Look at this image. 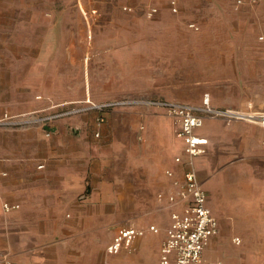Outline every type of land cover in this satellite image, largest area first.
<instances>
[{
    "label": "rangeland",
    "instance_id": "rangeland-1",
    "mask_svg": "<svg viewBox=\"0 0 264 264\" xmlns=\"http://www.w3.org/2000/svg\"><path fill=\"white\" fill-rule=\"evenodd\" d=\"M213 2L231 6L233 0H193V16L188 6L171 13L166 0H0V113L23 114L38 105L52 107L86 96L96 101L123 98L116 101L122 105L117 111L123 112L116 114L114 124L118 136L124 138L135 132L141 120L169 117L154 105L157 102H196L193 99L199 98L202 104L207 97L210 106L251 101L264 108V0L241 11H227L226 5ZM123 6L134 11H125ZM147 6L160 10L147 18ZM231 40L251 51L235 56L229 50ZM257 57L263 60L261 68ZM40 96L42 101L37 100ZM148 150L150 155L136 146L134 154L139 162H154L156 183L158 174L182 148L173 156L165 149L158 155ZM235 161L232 175L217 162L212 166L214 174L222 180L226 171L237 180L243 174L245 157L236 156ZM249 161L254 168L260 167L257 157ZM159 190L151 185L140 193L155 201ZM143 203L145 210L133 214L141 222L131 223L128 217L124 223H155ZM217 219L220 231L205 249L207 261L264 264L259 230L244 238ZM141 242L116 256L136 254ZM133 262L125 257L120 264Z\"/></svg>",
    "mask_w": 264,
    "mask_h": 264
},
{
    "label": "crops",
    "instance_id": "crops-1",
    "mask_svg": "<svg viewBox=\"0 0 264 264\" xmlns=\"http://www.w3.org/2000/svg\"><path fill=\"white\" fill-rule=\"evenodd\" d=\"M261 2L239 8H235L234 0L231 6L219 2L212 5H226L227 11H241ZM166 3L173 13L168 0ZM185 6L190 8L193 16V0H178V11L173 14H178ZM156 8L157 15L160 9ZM190 41L193 44V34ZM229 50L235 56L251 51L233 40ZM257 61L258 68H261L262 58L257 57ZM37 100L42 101V97ZM121 100L123 98L96 101L86 96L61 106L51 107L45 103L26 112L58 111L75 104ZM193 101L196 102H182L200 105L199 98ZM120 107L122 105L119 104L92 109L59 119L50 127L53 130L37 126L0 128V259L16 264H120L127 257L134 260L133 264H159L160 246L171 214L181 213L184 208L182 204L171 205L167 200L169 196L178 195L179 188L174 182L183 179L186 169L184 144L176 136L178 124L165 116L141 120L142 124L138 123L139 129L136 125L134 133L124 138L118 136L114 117L123 112L117 111ZM212 107L264 111L251 101L240 106L212 103ZM48 130L50 136L46 135ZM196 134L206 140L204 153L195 159L197 177L206 192L207 206L218 222V231L206 248L219 234L221 223L217 216L222 226L228 224L244 238L255 236L259 230L261 234L257 238L261 239L258 242L264 243V128L205 116ZM136 146L146 150V155H150L148 149L157 155L160 149H165L170 156L176 155L179 147L182 151L158 174L160 178L154 183L153 178L157 174L154 162L143 159L139 162L134 154ZM236 156L245 157L243 174L237 180L228 175L236 164ZM177 157L183 161L176 162ZM251 157L260 161L259 168L252 166ZM214 162L228 167L226 171L229 173L225 171L222 180L213 172ZM167 171L171 175H167ZM139 182L145 190L151 185L159 187L155 201L140 193ZM158 194H162V200L158 199ZM4 203L18 205L19 208L6 213L2 209ZM142 203L148 210L149 219L155 223H124L129 218L131 223L141 222L133 214L145 210ZM150 226L159 231H149ZM123 227L146 230L137 253L116 256L124 250L131 251L123 249L118 254H109L107 247ZM204 259L207 264H214L205 256Z\"/></svg>",
    "mask_w": 264,
    "mask_h": 264
},
{
    "label": "built area",
    "instance_id": "built-area-1",
    "mask_svg": "<svg viewBox=\"0 0 264 264\" xmlns=\"http://www.w3.org/2000/svg\"><path fill=\"white\" fill-rule=\"evenodd\" d=\"M260 0H234L235 8L244 5H253ZM169 8L173 13L178 11V0H168ZM125 11H132L131 7H124ZM156 7L147 8L144 13L147 18H152L157 13ZM190 28L197 30L194 24ZM154 104V103H152ZM119 105V102L108 104L86 103L77 107L65 110L46 111V109L35 110L23 114H9L7 112L0 116V128L20 129L29 127L50 128L57 120L76 115L78 113L103 109ZM154 105L164 109L166 114L177 124L176 136L183 141L185 156L184 165L186 167L181 182L175 181L179 191L177 196L167 198L171 205L182 204L184 206L181 213L173 212L171 221L164 232V238L160 246L159 264H207L204 259V250L217 231L218 222L207 206V195L202 188L195 169V159L204 153L206 140L196 134V130L203 124L205 116L222 119L225 122L241 121L256 124L264 128V111L249 108L239 109H218L209 105L208 98L205 97L200 105H191L183 102H157ZM50 136V131H46ZM176 162H182L177 157ZM42 168V166H39ZM171 175L170 171L166 172ZM159 200L163 199L162 194L157 195ZM18 205L4 203L2 209L8 213L18 209ZM149 231L157 233L159 230L150 226ZM146 230L134 227H123L113 237L107 247L109 254H118L123 249H132L145 234ZM235 243H240L239 238H234ZM0 264H16L4 258L0 259ZM25 264V263H20Z\"/></svg>",
    "mask_w": 264,
    "mask_h": 264
},
{
    "label": "water",
    "instance_id": "water-1",
    "mask_svg": "<svg viewBox=\"0 0 264 264\" xmlns=\"http://www.w3.org/2000/svg\"><path fill=\"white\" fill-rule=\"evenodd\" d=\"M46 129H50V130H53V128H46Z\"/></svg>",
    "mask_w": 264,
    "mask_h": 264
}]
</instances>
